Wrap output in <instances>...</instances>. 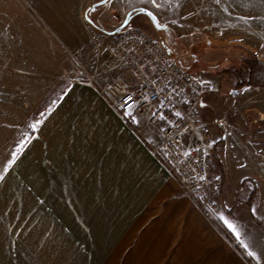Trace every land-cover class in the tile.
I'll return each mask as SVG.
<instances>
[{
    "label": "crops",
    "instance_id": "0c3cea01",
    "mask_svg": "<svg viewBox=\"0 0 264 264\" xmlns=\"http://www.w3.org/2000/svg\"><path fill=\"white\" fill-rule=\"evenodd\" d=\"M32 1L40 13L57 10L52 13L61 17L52 20L57 32H65V18L72 24L102 21L118 2L92 0L85 6L86 0ZM263 16L246 17L250 31L245 40L260 44L245 43L244 48L264 64ZM72 29L69 37L74 38ZM40 39L43 30L27 4L0 3V75L13 73L8 65L21 64L27 68L20 71L25 79L42 83L48 76ZM186 55L178 56L182 64ZM32 83L23 87L39 86ZM249 89L239 100L264 96L262 89ZM207 97L199 106L200 117L223 135L226 121L209 108L206 112ZM50 103L19 161L4 175L8 188L0 194V264H253L224 227L221 217H231V208L223 207L225 215L201 210L104 98L71 85ZM260 115L259 130L264 123ZM139 123L149 133L146 123ZM216 144L214 137V151Z\"/></svg>",
    "mask_w": 264,
    "mask_h": 264
},
{
    "label": "rangeland",
    "instance_id": "374dc122",
    "mask_svg": "<svg viewBox=\"0 0 264 264\" xmlns=\"http://www.w3.org/2000/svg\"><path fill=\"white\" fill-rule=\"evenodd\" d=\"M89 1L92 0H86L85 6ZM93 1H100L103 5L111 0ZM117 1L113 12L106 13L102 21L88 24L73 21V25L65 18V25L62 26L66 27L65 32H57L52 21L61 20V17L52 15L57 10L46 8L40 13L32 0H0V3L29 6L34 22L40 25L44 33V39L39 40V49L43 50L46 62L44 74L48 76L41 79L42 83L39 79L29 82L20 73L27 70L21 64L8 65L14 70L13 73L0 75V169L7 167L22 141H29L35 135L37 127L52 107L50 102L55 101L68 87L81 86L99 95L85 78H77L73 72L83 68L96 74L98 79L104 70L112 75L119 72L120 63L111 54V40L121 30L138 28L163 42L173 57L187 54L184 66H189L198 76L219 84V92L209 95L204 101L206 112L209 108L217 118L226 121L224 136L216 126L211 124L210 128L218 143L212 169L218 183L219 176L223 179L224 193L220 189L217 211L225 215L223 207L231 208V217L223 219L224 227L228 228L225 223L228 221L246 233L245 243L248 246L239 248L250 262L256 264V260L264 257V143L261 140L264 138V123L263 129L256 128L261 123L260 113L264 115V102H259L264 96L239 100L250 89L234 93L236 82L231 77L232 73L228 75L224 70L240 66L238 61L243 52L240 49H245V43L259 46L258 41L245 40L250 31L245 19L247 16L259 18L260 13H264V5L260 4V0ZM140 9L145 11L141 13ZM14 12L20 18V13L15 9ZM147 13H151V16ZM71 27L74 38L69 37ZM32 82H39V86L31 90L23 87ZM80 95L92 94L83 92ZM206 116L208 119L214 117L210 118L208 113ZM247 121L253 126L243 123ZM31 125L37 127L33 129ZM19 156L20 152L15 161H19ZM7 185H4V179L0 181L2 196ZM252 222L256 224V231L251 230ZM247 251L252 254L249 255Z\"/></svg>",
    "mask_w": 264,
    "mask_h": 264
},
{
    "label": "built area",
    "instance_id": "2783aa9c",
    "mask_svg": "<svg viewBox=\"0 0 264 264\" xmlns=\"http://www.w3.org/2000/svg\"><path fill=\"white\" fill-rule=\"evenodd\" d=\"M110 50L119 72L104 70L98 79L80 68L73 76L85 78L193 202L214 215L221 197L212 169L214 137L199 106L219 92V84L193 73L163 42L138 28L121 30Z\"/></svg>",
    "mask_w": 264,
    "mask_h": 264
},
{
    "label": "trees",
    "instance_id": "16d2710c",
    "mask_svg": "<svg viewBox=\"0 0 264 264\" xmlns=\"http://www.w3.org/2000/svg\"><path fill=\"white\" fill-rule=\"evenodd\" d=\"M240 50L243 51L238 61L240 66H234L228 69L229 71H227L229 73L224 70V72H226L228 75H231L230 73H232L231 77L234 78L236 82L234 93H237L246 88L264 89V64L257 58L255 54L251 53L250 51L246 49ZM185 67L190 70L189 66ZM214 156L215 152H213L212 161ZM219 179V186L221 192H223V179L221 176H219ZM253 220L257 224H259V222L255 220V218H253Z\"/></svg>",
    "mask_w": 264,
    "mask_h": 264
},
{
    "label": "snow or ice",
    "instance_id": "6c2138e0",
    "mask_svg": "<svg viewBox=\"0 0 264 264\" xmlns=\"http://www.w3.org/2000/svg\"><path fill=\"white\" fill-rule=\"evenodd\" d=\"M145 10L144 9H140V12L143 13ZM147 15L151 16V13H147ZM203 106V105H202ZM132 108V105L129 104L128 105V111H126V115L130 114V110ZM39 123V122H38ZM31 127L33 129H35L37 127V125H31ZM29 141L26 139L24 141L21 142L20 146L18 147L17 149V152L16 153H13V159L11 161H9L7 167L3 168V169H0V181H2L4 179V173H6L8 171V169L12 166V164L15 162V160L18 158V153L20 151L23 150V148L26 146V144L28 143ZM221 219H224L223 217H221ZM227 227L229 228L230 231L233 232V234L236 236L237 240L244 246H248L246 243H245V240L242 239V233H241V230L239 228L238 225H234L233 223L231 222H228V221H225ZM249 255H251V253H249Z\"/></svg>",
    "mask_w": 264,
    "mask_h": 264
}]
</instances>
